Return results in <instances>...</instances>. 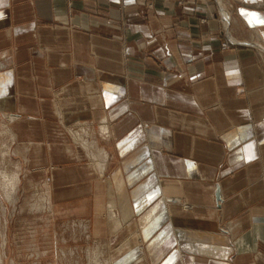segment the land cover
Instances as JSON below:
<instances>
[{
	"label": "crops",
	"instance_id": "obj_1",
	"mask_svg": "<svg viewBox=\"0 0 264 264\" xmlns=\"http://www.w3.org/2000/svg\"><path fill=\"white\" fill-rule=\"evenodd\" d=\"M261 20L264 0H0V210L17 142L32 208L93 212L96 237L130 212L136 264H264Z\"/></svg>",
	"mask_w": 264,
	"mask_h": 264
},
{
	"label": "rangeland",
	"instance_id": "obj_2",
	"mask_svg": "<svg viewBox=\"0 0 264 264\" xmlns=\"http://www.w3.org/2000/svg\"><path fill=\"white\" fill-rule=\"evenodd\" d=\"M223 45L226 47L227 42L225 41ZM12 149L14 154L10 167L20 163L22 182L16 204L7 206L6 216L3 210H0V237L3 252L7 256V258L5 256V264H11L13 260L15 264H136L137 258L140 261L145 258L144 249L147 244L141 241V235L135 233L138 226L135 225L136 228L134 226L130 231L128 228L132 222H138L132 219L130 212L124 211L119 214L115 209L114 214L118 216V219L123 215L124 220H108V234L96 237L93 230H84L83 225L88 224L92 219L93 212L77 215L67 214L65 210H62L54 215L52 212L45 213L32 208V203L37 199V189L43 175L38 172L39 170L28 167L24 155L19 152L17 142L13 143ZM82 160L88 161L84 152ZM109 174H111L110 171ZM121 206L127 207L126 204ZM186 206L189 207V205ZM117 228L126 233L123 236L124 239L134 237L140 244L141 252L128 250V245H125L123 238L116 241L119 235ZM133 231L134 235L131 234ZM131 247L133 248L134 245Z\"/></svg>",
	"mask_w": 264,
	"mask_h": 264
},
{
	"label": "bare ground",
	"instance_id": "obj_3",
	"mask_svg": "<svg viewBox=\"0 0 264 264\" xmlns=\"http://www.w3.org/2000/svg\"><path fill=\"white\" fill-rule=\"evenodd\" d=\"M51 199V198H50ZM115 212H114V206H113V204H111L110 205V217H111V219L112 220H116V215L114 214ZM0 259H1V257H0ZM0 261H2V260H0ZM142 262V261H141Z\"/></svg>",
	"mask_w": 264,
	"mask_h": 264
},
{
	"label": "snow or ice",
	"instance_id": "obj_4",
	"mask_svg": "<svg viewBox=\"0 0 264 264\" xmlns=\"http://www.w3.org/2000/svg\"><path fill=\"white\" fill-rule=\"evenodd\" d=\"M260 22H261V23H264V20H261Z\"/></svg>",
	"mask_w": 264,
	"mask_h": 264
}]
</instances>
